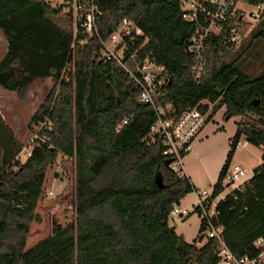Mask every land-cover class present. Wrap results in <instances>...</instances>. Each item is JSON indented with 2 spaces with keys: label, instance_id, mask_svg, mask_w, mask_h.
<instances>
[{
  "label": "trees",
  "instance_id": "16d2710c",
  "mask_svg": "<svg viewBox=\"0 0 264 264\" xmlns=\"http://www.w3.org/2000/svg\"><path fill=\"white\" fill-rule=\"evenodd\" d=\"M100 6L102 37L129 18L148 40L141 55L151 53L168 72L160 105L180 116L199 100L222 97L226 119L247 113L258 118L261 129L237 123L208 198L214 199L224 190L222 180L241 138L264 147V63L262 73L250 77L241 69L247 49L227 61L224 56L233 50L210 37L204 53L209 71L194 80L197 58L186 50L194 26L181 17L178 0H105ZM57 14L49 0H0V30L7 42L0 88L22 98L35 80L51 78L54 85L30 121L33 127L48 117L52 130L41 131L48 141L34 145L25 161L15 159L23 145L0 116V264H216L218 242L209 238L197 245L204 237L202 220L192 242L169 225L170 211L197 189L172 170V157L160 142L143 140L155 111L139 100V90L118 66L94 59L97 38L80 43L78 34L71 55V31L51 19ZM260 24L250 43L264 38V29L256 28ZM140 44L138 39L131 49ZM59 155L75 162V223H53L51 235L26 250L45 176ZM262 161L242 190L233 189L217 203L224 242L236 255L252 254L254 240L264 237V152ZM192 212L199 215L198 206L188 216Z\"/></svg>",
  "mask_w": 264,
  "mask_h": 264
},
{
  "label": "built area",
  "instance_id": "2783aa9c",
  "mask_svg": "<svg viewBox=\"0 0 264 264\" xmlns=\"http://www.w3.org/2000/svg\"><path fill=\"white\" fill-rule=\"evenodd\" d=\"M60 1V7L67 8L66 14L72 23L70 28L73 41L71 55L78 34L82 35L80 43H85L89 37L97 38L98 49L94 53V59L98 62L113 63L125 72L133 87L139 90V100L150 105L156 113V119L143 140L146 144L160 142L164 147V153L172 157L170 164L172 170L179 177H185L182 158L189 152L192 141L203 126L225 106L222 97L214 101L199 100L193 106L188 107L182 115H175L170 105L163 107L157 101L169 83L170 77L164 66L158 64L151 53L141 55L140 52L148 40L134 21L126 17L123 18L104 38L99 33L98 23L103 15L100 4L105 0ZM178 2L181 17L194 26L186 46L187 52L194 54L197 58L196 63L192 66L194 80H199L209 71L205 65L204 53L207 48L206 42L210 37H219L222 46L236 50L246 36L244 34L246 27H255L264 18V0H178ZM242 6L250 8L249 11L243 9ZM138 39L141 40V44L137 49L132 50L131 47ZM126 121L127 119H123L119 123V127ZM33 127L35 128L34 131L32 130L29 141L33 143V146L48 141L46 134L41 135L42 130L47 132L52 130L48 117H44L39 124H35ZM20 152L15 159L23 162ZM25 154L29 156L31 152L26 150ZM245 175L247 172L243 167L230 165L224 174L222 186L225 189L236 184L228 193L233 189L242 190L244 181L241 182V180ZM228 193L222 195L218 200H215V197L210 201L208 198L211 194L204 198L197 194V205H195L198 206L199 216L203 221L205 240L210 238L218 242L216 264H264V237L254 240L252 254L236 255L225 244L224 228L217 222L219 216L217 203L224 200ZM188 213L187 209L173 208L169 213V218L176 217L179 220H185ZM202 240L198 241L200 243L198 246L204 243H201Z\"/></svg>",
  "mask_w": 264,
  "mask_h": 264
},
{
  "label": "rangeland",
  "instance_id": "374dc122",
  "mask_svg": "<svg viewBox=\"0 0 264 264\" xmlns=\"http://www.w3.org/2000/svg\"><path fill=\"white\" fill-rule=\"evenodd\" d=\"M49 4L52 8L58 10V14L52 15L51 19L62 29L70 31L72 23L66 14L67 8L60 7V0H49ZM242 7L246 11L250 9ZM261 21L262 25L260 24L256 28L264 29V18ZM254 29L251 26L246 27L244 32L246 36H244L240 48L236 51L233 50L231 55L229 53L224 56L227 61H230L238 54L239 50L246 48L241 69L250 77L260 75L264 63V38L256 39L253 43H250L251 31ZM248 46L249 48H247ZM1 50L0 44V54ZM53 87L51 78H46L32 82L27 87L22 98L16 92L2 90L4 92L0 93V116L12 130L14 137L23 145L20 152L22 161L28 158L25 151L31 152L33 149V143L29 142L35 128L30 126L32 115L48 97ZM36 107L37 109L35 110ZM225 113V106L216 112L213 118L203 126L194 138L189 152L182 158V168L197 191H192L185 195L180 204L174 206L175 209H187L191 212L193 205H197V194H200L201 198L211 194L239 121L245 127L258 129L262 127L258 123V118L252 113H247L244 117L232 116L228 119L224 116ZM263 152V146H253L241 138L230 162L231 166L240 165L247 172L241 182L251 178L253 169L262 164ZM15 168L16 166L13 169ZM74 177V159L59 155L45 176L43 191L36 209L38 219L34 218L29 224L26 250L47 239L51 235L53 223H57L62 227L75 223ZM235 185L226 187L223 193H220L215 200L228 193ZM200 221L201 218L198 213L192 212L185 220H179L176 217L173 219L169 218V225L173 226L176 233L182 235L186 242H192L200 233ZM205 241L204 237L201 243ZM198 244L200 243L197 242Z\"/></svg>",
  "mask_w": 264,
  "mask_h": 264
},
{
  "label": "crops",
  "instance_id": "0c3cea01",
  "mask_svg": "<svg viewBox=\"0 0 264 264\" xmlns=\"http://www.w3.org/2000/svg\"><path fill=\"white\" fill-rule=\"evenodd\" d=\"M0 44H1V48H2V50H1V54H0V59L5 55V53H6V48H7V42H6V39H5V37H4V35H3V33L1 32V30H0ZM2 90H4V89H2V88H0V93H2V92H4V91H2ZM8 91V90H7ZM11 92H13V91H11ZM37 109V107L35 108V110ZM4 120V119H3ZM17 140V139H16ZM18 141V140H17ZM19 142V141H18ZM19 143H21V142H19ZM242 167V166H241ZM184 170V169H183ZM184 173H185V175L187 176V177H189L188 175H187V173L184 171ZM190 179V178H189ZM182 200V199H181ZM180 200V201H181ZM179 210H181V209H179Z\"/></svg>",
  "mask_w": 264,
  "mask_h": 264
},
{
  "label": "water",
  "instance_id": "95a60500",
  "mask_svg": "<svg viewBox=\"0 0 264 264\" xmlns=\"http://www.w3.org/2000/svg\"><path fill=\"white\" fill-rule=\"evenodd\" d=\"M217 91L220 92V90H218V89H217ZM155 181H156V184L159 187H162L163 186L162 177H161V174L159 172H157L156 175H155Z\"/></svg>",
  "mask_w": 264,
  "mask_h": 264
}]
</instances>
